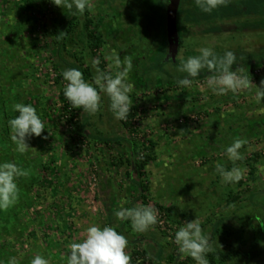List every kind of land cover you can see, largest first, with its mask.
I'll return each instance as SVG.
<instances>
[{
	"label": "rangeland",
	"instance_id": "374dc122",
	"mask_svg": "<svg viewBox=\"0 0 264 264\" xmlns=\"http://www.w3.org/2000/svg\"><path fill=\"white\" fill-rule=\"evenodd\" d=\"M91 3L93 11L88 14L96 21L105 17L100 27L105 36L103 58L114 50L122 59L130 56L134 61L129 74L134 85L130 105L138 106V115L126 127L114 118L107 97L101 93V107L95 116H90L88 132L98 138L123 140L104 143L83 139L69 152L65 148L69 129L61 99L65 82L55 81L54 62H60L66 70L74 68L72 63L76 61L91 67V60L97 59L80 35L87 12L78 14L79 27L68 34L69 47L63 61L55 36L60 18L68 9L49 0H0V101L8 103L9 111L14 103L34 106L44 123L42 137H48L31 138V149L22 155L15 151L9 129L5 133L0 127V137L4 139L0 162H14L29 173L18 180L19 199L15 205L0 212V264H8L11 257H16L18 264H30L36 253L50 257V264H65L69 244L83 240L89 226L120 228L123 221L113 213L129 208L140 192L125 162L131 156L127 139L132 138L142 143L146 139L156 142V159L147 166L149 195L175 210L170 219L157 211L158 225L145 233L135 232L130 222L122 227L130 257L134 251L147 250L150 259L146 264H154L161 249L164 257L159 264H171L165 257L178 253L175 232L185 222L198 219L211 248L239 246L244 252H254L250 259L242 254L215 264H264V240L257 221L264 216V172L260 171L264 167V100L256 102L264 82V28L190 36L186 32L197 31L198 25L192 21L182 23L180 15L182 46L177 59L172 60L169 48L164 56L154 48L140 1ZM234 3L240 5V0ZM233 7L239 11L236 5ZM218 8L227 12L222 4ZM236 24L239 23H234V28ZM202 47H210L219 55L232 51L237 56L233 68H240L238 75L247 76L252 82L250 87L236 94L214 95L208 88L209 73L205 70L189 87H179L176 81L185 75L178 71L179 65L198 55ZM248 57H256L250 67L239 64ZM105 62L104 71L114 74L110 61ZM92 74L86 81H93L94 69ZM80 114L86 113L81 110ZM12 117L4 114L5 123ZM234 139L245 142L240 149L243 159L236 166L246 171L242 183L225 185L215 165L233 167L225 149ZM253 156L255 177L249 175L245 164ZM137 205L138 202L133 204ZM250 218L259 239L254 247L253 233L246 223Z\"/></svg>",
	"mask_w": 264,
	"mask_h": 264
},
{
	"label": "clouds",
	"instance_id": "9594fccd",
	"mask_svg": "<svg viewBox=\"0 0 264 264\" xmlns=\"http://www.w3.org/2000/svg\"><path fill=\"white\" fill-rule=\"evenodd\" d=\"M50 3L62 9L70 10L74 15L83 16L86 12L91 14L93 5L91 0H49ZM225 0H195L196 6L204 13H211ZM199 54L190 56L178 67L184 73V78L176 81L181 88L189 87L192 80L197 78L203 70H207L208 88L214 95H226L229 92L236 94L247 89L251 81L244 75H238L240 68L234 70L236 56L232 51L217 54L210 47H202ZM105 60L110 61L109 67L115 73L102 71L97 59L91 60V67L95 70L92 82L84 79L83 73L70 68L62 72L65 82L63 96L72 109H83V113L95 116L100 110L103 93L109 102V109L118 121H126L130 113V93L134 85L129 81V74L133 70L134 61L130 56H121L114 50L105 54ZM256 94V102L264 100V82ZM12 111L18 115L9 118L6 122L9 137L15 146V151L26 154L29 149L28 141L33 137H42L45 130L34 106L24 103H14ZM47 139V136H43ZM244 141L234 139L225 149L227 160L233 167L228 169L225 165L216 163L215 171L221 182L225 185L236 184L243 178L246 169L236 166L237 161L243 159L240 149ZM264 172V167L260 168ZM28 172L17 166L14 162H0V212L7 211L19 199L18 180L28 176ZM114 216L117 220L130 221L135 232L145 233L158 222L157 211L150 205H137L132 208L116 210ZM174 243L181 258L190 257L195 264H209L207 254L212 251L209 237L203 230L198 219L185 222L175 232ZM127 238L111 226H97L95 224L86 229L83 240L73 241L69 244V254L65 264H131V257L127 254ZM8 264H18L16 257H11ZM30 264H50V257L36 253L30 258Z\"/></svg>",
	"mask_w": 264,
	"mask_h": 264
},
{
	"label": "trees",
	"instance_id": "16d2710c",
	"mask_svg": "<svg viewBox=\"0 0 264 264\" xmlns=\"http://www.w3.org/2000/svg\"><path fill=\"white\" fill-rule=\"evenodd\" d=\"M110 3L117 1V0H108ZM121 2H126L128 4L130 0H119ZM141 2V6L144 8V12L142 13L145 16V19L149 23L151 34H149L151 37L153 35L152 43L154 48H156L157 52L161 53L163 56L166 55L167 49L169 48V41L167 37V7L169 0H138ZM189 0H181L178 16L181 15L182 23L187 22V17L189 15L188 11V5ZM256 4L257 6H260L259 12H257V15H263L264 14V1H261L260 3L255 0H240V5L237 3L225 0V2L222 4L226 7V11H221L218 7L214 9L211 13L213 16L220 15L223 16L224 19L227 17H241L244 12H246L247 6L252 5V3ZM193 5H195V11L196 16L199 14H202L201 10L196 6L195 0H192ZM237 6L239 11L235 10L233 6ZM245 6V8H244ZM232 8V9H231ZM145 11H147L145 13ZM231 11V12H229ZM193 16V15H192ZM195 16V15H194ZM105 17H101L98 21H96L93 17H91L88 13L85 14V21L83 23V29L81 31V36L86 39L88 42V46L91 50V53L94 55V57L97 58L99 61L98 67L104 71L106 62L103 58L102 48L105 44V36L102 30L100 29L101 24L103 23ZM215 18V17H214ZM197 20L198 17H197ZM241 24H240V22ZM237 20L235 30L243 31L247 27L251 28H261L264 27V19H257L253 21ZM243 22V23H242ZM198 23V32L201 31V26ZM225 26V25H224ZM79 27L78 23V14L74 15L70 10H67L60 18L59 25L56 27V36H55V43L57 50L59 52V55L61 59L63 60V56L65 55V52L68 50L69 44L67 40L68 34L76 31V28ZM179 30V25H178ZM180 33V32H179ZM181 38V37H180ZM180 43V47H181ZM156 53V52H155ZM162 56V57H163ZM77 58V57H76ZM177 59V58H176ZM65 61V60H63ZM73 67L80 70L83 73L84 79L88 80L90 77H93L92 69L91 67H83V63L75 62L72 63ZM54 69L57 72L55 81L61 82L63 80L62 78V72L64 71L63 66L60 62H54ZM206 70V69H205ZM110 72V71H106ZM208 72V71H206ZM111 73V72H110ZM147 70H144V74L146 75ZM169 74V73H168ZM183 78V77H180ZM61 99L64 102L63 111L66 116V121L68 124L69 129V137L70 139L65 143V148L67 151L72 152L79 144L82 143L83 139L93 138L98 141H102L104 143H107L111 140L114 141H121L123 140L120 137H114L111 138H98L94 136L93 134L88 132L87 125L88 120L90 118V115L88 114H80L81 110L83 109H72L69 105V102L64 98L63 91L61 92ZM9 105L8 103L0 101V127L3 129L2 131L7 133V126L5 125L4 121V114L9 116H15L18 115L14 113L13 111H9ZM138 115V106H130V113L126 121H122L126 127H130L132 125V121L135 119V117ZM132 130V129H131ZM96 137V138H95ZM127 141L131 145V156L127 158L125 162L129 164L131 167V171L129 172V176L131 180L135 183L136 187L140 190L139 195H137L132 205H130L129 208L135 207L133 206L134 203H139L140 206H146L150 205L156 211H158L161 215H164L166 218L170 219L174 215V206L165 205L161 202H158L156 200H153L151 196L149 195L150 191V185L149 180L147 176V166L156 159L155 154V148H156V142L152 139H146L145 143H142L140 141H136L135 139H127ZM4 146V139L0 137V147ZM124 161H121L123 164ZM256 158L255 156L249 158L245 161V164L248 168V173L251 177H255L256 173ZM135 173L138 175V177H135ZM242 183V181H240ZM259 218V217H258ZM252 218L248 220L247 225L250 227L252 233H253V226L251 224ZM259 222V232H260V238L264 240V216L257 219ZM130 221H123L120 225V228L117 229L119 233H121L122 227L127 224ZM158 225V223L156 224ZM155 225V226H156ZM215 230L219 231V225L215 226ZM241 236V235H240ZM258 236H256L255 233H253V242L252 245H257L258 243ZM240 238H238V244L240 243ZM157 245V244H155ZM158 246V245H157ZM160 248V247H159ZM253 251L251 252H244L239 246L232 247V249L228 248H212V251L207 254V259L209 264H215L217 260L222 262H228L230 260H233V258L237 255H246L248 259L251 258ZM177 255H179L177 253ZM175 256L174 254L168 255L167 259L171 262V264H194L195 261H193L190 257H184L181 258L180 256ZM137 256L138 259L136 258ZM164 255L161 251V249L158 251V253L155 256L154 264H159ZM150 256L147 250L144 251H134L133 255L131 256V264H146V260H149Z\"/></svg>",
	"mask_w": 264,
	"mask_h": 264
},
{
	"label": "flooded vegetation",
	"instance_id": "af4514ba",
	"mask_svg": "<svg viewBox=\"0 0 264 264\" xmlns=\"http://www.w3.org/2000/svg\"><path fill=\"white\" fill-rule=\"evenodd\" d=\"M189 1H190L189 2L190 4L188 5L189 15L187 17V22L192 21V22H195L197 25H198L197 22H199V24H200L199 26H203V28L199 32H198V27H197V31L195 29H192L189 31V33L186 32L190 36L191 35L196 36L199 34L200 35H206V34L207 35L208 34H210V35L216 34L217 35V34H225V33L230 34V33H234V32L238 31V30H235V28L233 27V24L236 23L237 20H240V18L242 20L247 19L248 21L257 20L256 17H258V19H261V18L264 19V14L263 15H257V12H259V10H260V8H259L260 6L256 7V4H254V2L252 3V5L247 6V8L245 9L246 12H244L241 17L238 18V17L232 16V17H227L226 19H224L223 16H220V15L213 16L212 13H204L202 11H201L202 14H199L198 16H196L197 12L195 11V5H193L192 0H189ZM228 1L233 2L234 0H228ZM255 1L260 3L261 1H264V0H255ZM169 2H170V0H169ZM244 8H245V6H244ZM263 10H264V7H263ZM197 17L199 20H197ZM250 17H253L254 19L250 20ZM261 28H264V27H261ZM261 28H258V29H261ZM245 30H247V31L252 30L253 31V30H256V28L247 27V28H245ZM238 47H240V46H237V48ZM233 50H236V49H233ZM258 54H259V52H258ZM259 56H261V53ZM248 58L249 59H242L243 61L240 60L241 62L239 61V64L246 65V66L250 67L251 63L255 62L256 57H254V58L248 57ZM263 59H264V52H263ZM236 60H237V58H236ZM205 71H207V70H205Z\"/></svg>",
	"mask_w": 264,
	"mask_h": 264
},
{
	"label": "water",
	"instance_id": "95a60500",
	"mask_svg": "<svg viewBox=\"0 0 264 264\" xmlns=\"http://www.w3.org/2000/svg\"><path fill=\"white\" fill-rule=\"evenodd\" d=\"M181 0H170L167 7V37L169 41V56L176 60L180 47L178 30V12Z\"/></svg>",
	"mask_w": 264,
	"mask_h": 264
}]
</instances>
